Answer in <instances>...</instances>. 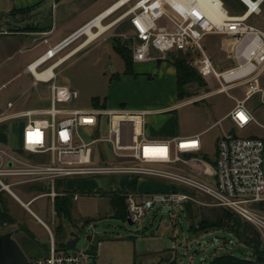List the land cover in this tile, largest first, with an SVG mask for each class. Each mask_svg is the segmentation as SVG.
Returning <instances> with one entry per match:
<instances>
[{"label": "built area", "instance_id": "built-area-1", "mask_svg": "<svg viewBox=\"0 0 264 264\" xmlns=\"http://www.w3.org/2000/svg\"><path fill=\"white\" fill-rule=\"evenodd\" d=\"M238 1L245 6L242 15H229L220 2L224 10L220 22L209 18L198 0H126L100 22L103 24L109 16L128 6L114 22L127 19L132 27V62L155 60L152 51L161 54L162 58L173 51L195 54L192 65L208 86L215 82L219 85L218 92L226 93L233 87H243V99L234 98L235 105L226 116L235 129L243 130L251 123L257 124L246 108V102L258 95L259 102L264 105V82L261 81L264 75V31L247 23L250 16L261 14L264 0ZM92 20L26 66L34 79V86L38 83L47 85L51 106L12 116L26 118L21 128L20 149L32 155L49 153L50 157L46 163L8 158L11 164L7 165L0 152V186L8 187L3 184L2 177L23 178L18 183L46 182L50 189L45 196L54 204L58 195L55 190L57 180L98 175H121L126 179L162 178L171 183L170 190L122 192L126 221L138 223L155 206L184 205L195 202L194 197L200 195L211 205L236 214L264 236V215L254 207L264 202L263 139L224 133L216 140L214 160L196 162L191 158L184 159L182 155L200 152L198 136L175 137L162 142L148 140L143 133L149 114L146 110L105 108L84 111L55 107L57 102L68 103L76 98L69 88L54 83V71L87 45L82 46L88 38L82 29ZM91 30L97 28L91 27ZM207 35L223 37L226 58L233 62L232 66L221 71L214 69L201 43ZM82 37L86 39L48 64ZM96 144L100 146L96 157L103 155L112 163H93V146ZM116 161L121 164H113ZM177 163L184 171H171L160 166ZM63 194L77 198L76 193ZM46 229L49 233L46 254L28 260V264H85V252L57 249L51 230Z\"/></svg>", "mask_w": 264, "mask_h": 264}, {"label": "rangeland", "instance_id": "rangeland-1", "mask_svg": "<svg viewBox=\"0 0 264 264\" xmlns=\"http://www.w3.org/2000/svg\"><path fill=\"white\" fill-rule=\"evenodd\" d=\"M114 1L63 0L61 5L54 10L53 17L49 10L44 25L48 27L54 25L55 34L60 35L64 30L81 25ZM220 2L229 15H242L245 12V6L238 0H220ZM126 9L128 6L109 16L103 24H111ZM30 19L29 12L0 14V85L3 84L0 88V110L2 116H13L26 110H44L51 106L47 86L45 84L33 86L32 77L22 72V67L40 55L47 45L41 44L35 38L33 41L29 36H11L30 29L28 26L33 23ZM247 23L264 31V2L261 5V14L250 16ZM132 35L133 30L124 20L119 26L108 28L58 66L54 71L56 74L54 83L59 87L69 88L75 93L76 98L68 103L57 102L55 107L89 111L93 108V98H98L102 102L107 93L112 90L110 86L113 76L118 74L121 77L125 67L120 55L112 48L111 40L114 36L124 40ZM55 37L57 39L58 36ZM85 39L82 37L73 42L62 54L74 49ZM201 43L207 57L212 59L216 71L232 66V62L226 58L223 37L218 35L204 37ZM152 54L162 57L155 51H152ZM171 54L183 56L181 52L173 51ZM187 88L192 96L181 100L176 99L177 106L171 109L172 112L164 115L167 117L165 120H168L167 132L172 131V133L184 135L207 129L214 123L216 124V121L232 108L234 98L243 99L244 97L243 87H233L228 93L218 92L219 85L215 82H210L209 86L207 84L203 87L192 85ZM122 89L124 94L128 93L125 89L133 93L138 92V88L133 85L122 86ZM150 91L155 99L165 96L156 87ZM7 103L13 104L14 107L11 110L8 109ZM247 106L252 109L257 124L251 123L244 130H237L235 133L243 138L257 137L264 140V105L259 102L257 95L247 102ZM129 108L128 101L118 107V109ZM25 121L24 117L12 119L10 125L12 141L5 155L3 151H0L2 159L4 162L8 158L24 162L29 160L48 162L49 153L32 155L18 149L21 142V128ZM212 127L200 136L201 154L199 157L205 156L209 161L214 160L217 137L229 133L232 126L228 120H224L216 124L214 128ZM99 147L98 144L93 146L95 155L93 163L95 165L112 163L108 162L103 155L101 158L96 157ZM113 164H121V162L116 161ZM160 166L167 170L180 171L181 164ZM17 178V182L23 179ZM142 178L143 182L134 187L128 186L127 179L121 175L72 177L63 180L65 185L67 182L70 184L69 191L77 194V198H72L70 220L53 217L52 203L45 196L37 197L30 205V210L49 226L57 249L63 250L65 248L63 245H66L70 239V234H76L78 241L75 244V250L85 252V264H209L221 253H231L237 256L249 255L250 251L247 247L225 229L215 228L196 233L190 230L191 224H196L201 218L214 219L218 211V208L211 205L204 196H195V202L187 205L155 206L142 220L131 225L122 217L116 216L115 211L110 207L111 192H160L161 185H167L171 189V183L168 180L153 177ZM21 184L20 187L25 194L19 196L24 202L43 191L41 189L43 182L33 186L30 183ZM254 207L263 214L264 202ZM14 215L17 218V225L8 229L9 232H13L12 238L25 257L31 260L34 257L45 255L49 246L48 231L29 212L20 207H16ZM59 222L62 224L61 229L57 228ZM88 236L92 238L90 241L86 239ZM214 240L216 242H213ZM92 253L94 255H90Z\"/></svg>", "mask_w": 264, "mask_h": 264}, {"label": "crops", "instance_id": "crops-1", "mask_svg": "<svg viewBox=\"0 0 264 264\" xmlns=\"http://www.w3.org/2000/svg\"><path fill=\"white\" fill-rule=\"evenodd\" d=\"M62 1L63 0H60V1H56V0H0V14L8 15L10 14L11 11L27 9L28 11L26 12H29L31 15L30 21L33 22L32 25H29L28 27L32 29L31 30L28 29L27 31H21V32L12 34L11 36H20V37L29 36L32 38L33 41L35 38V40L39 41L41 44L47 45L46 49L41 53L43 54L48 48L59 43L60 41L67 38L68 36H70L72 33H74L76 30H78L88 21L95 18L98 14L108 9L118 0H115L114 2L104 7L103 9L99 10L95 15H93L87 21L83 22L81 25L76 26L70 30L69 29L64 30L61 32L60 35H56L55 26L51 25L48 27V26H45L44 23L48 18L49 10L53 17L54 10L57 9L58 5H61ZM121 21H124V20L114 22L113 27L117 26L118 23ZM125 21H127V23L129 24V21L127 19H125ZM129 27L132 29L130 24H129ZM55 36H58L57 39H55L56 38ZM209 36H213V35H207L205 37H209ZM44 39H46V43L44 42ZM70 50H68L67 52H69ZM152 56L155 58V60H150L146 62H132L133 63L132 64L133 74L122 73L121 77H118L116 79L113 78L112 80L110 79L111 80L110 87H112V90L109 93H107L106 97H104L102 102L100 101L101 103H104L106 109L117 110L119 106H123L124 104H126V101H128V104H130V108L126 110H129V111L146 110L148 111L149 114L147 116L146 123L143 127V133L148 140L160 141V142L167 141L175 137L184 138V137H192V136H198L199 141H200V136L205 131H207L210 127L213 126L212 128H214L216 124H219L224 120H228L229 123L231 124L230 120L226 116L231 111V109L234 107L235 101H234L232 108L229 109L221 117L220 120H217L216 124L214 123L212 126H210L207 129H204L196 133L184 134V135H179L178 133H172V131L167 132L166 123L168 120L167 119L165 120V118L167 117H165L164 115L165 113L172 112L171 109L177 106L176 104V99H177L176 70L174 66L168 61V59H166L167 56H165V58L156 57L153 54ZM28 64L22 67V72L25 75H30L32 77V75L26 69V66ZM121 81L123 82L121 83ZM261 81L262 83L264 82V75L261 77ZM32 84L34 86V79H33ZM39 84H42V83H38L35 87H37ZM126 85H129V86L133 85L137 87L138 92L133 93L130 90L125 89V91H128V93L124 94V92L122 91L123 90L122 86H126ZM1 86H3V84L0 85V88ZM155 87L157 88L158 91H162L164 93L165 96L163 98H158V99L153 98L150 90ZM247 102L245 106L248 109V111L252 113V109L247 106ZM9 104L11 103H7V108L11 110L14 107V105L11 104V106H9ZM105 108H94L93 107L92 109H105ZM33 110H40V109H33ZM1 114L2 112L0 110V151H3L5 155L8 152L7 148L10 147L11 145L10 143L12 141L10 139L11 138L10 125H11L12 119L14 118L12 116H2ZM162 131H165V133H162ZM236 131L237 129H235L232 126L229 132L236 134L235 133ZM221 135H219L217 139ZM200 144H201V141H200ZM215 145H216V142H215ZM18 147H19L18 149H20V146ZM106 147H107V150H109V146H106ZM200 154H201V150L196 155H182V157L184 159H190V158L194 159L196 162L197 160L198 161L208 160V159L200 158L199 157ZM1 158H3L2 155H1ZM5 162L7 165L11 164V162L8 159ZM180 171H184V168L182 167V165L180 167ZM17 181H18L17 177H13V178L12 177H2L3 184L8 185V187L3 188L0 186V235L9 232L10 230L8 228L15 227L17 225V218H16V215H14L16 207H20L21 209H24L27 212H29L36 219V221L39 222L45 229L46 227L49 228V226L44 221H42L35 213H33L30 210V205L33 203V201L39 196H45V194L41 193L37 196L32 197L27 202H24L20 198L19 195L25 194V191L21 189L20 187V185L22 184L18 183ZM142 182H143V178L141 177L137 179L135 186ZM43 183L47 184L46 182H43ZM30 185L33 186V185H38V184L37 183L35 184V182H32V184L30 183ZM69 186L70 184H68V182L66 183V185L65 183L63 184L62 186L63 193L70 192ZM166 189L169 190L170 188L167 185L166 186L161 185V189H160L161 191H167ZM262 213L264 215V212ZM52 216L57 217L54 211L53 204H52ZM52 223H54V221H52ZM261 240H262V244L264 247V236L262 235H261Z\"/></svg>", "mask_w": 264, "mask_h": 264}, {"label": "trees", "instance_id": "trees-1", "mask_svg": "<svg viewBox=\"0 0 264 264\" xmlns=\"http://www.w3.org/2000/svg\"><path fill=\"white\" fill-rule=\"evenodd\" d=\"M60 1V0H56ZM27 9L11 11V13H25ZM122 24V21L117 26ZM32 29V28H30ZM112 48L120 55L124 62V74H133L132 59H131V38L122 40L121 38L114 36L111 40ZM193 54H183L182 57L169 53L167 55L168 61L174 66L176 70V92L177 99L181 100L184 97L192 96L191 91L188 90L189 86H205L204 80L201 78L197 70L192 65ZM119 75L115 74L113 78H118ZM112 79V78H111ZM92 104L94 108H105L104 103H101L98 98H93ZM204 159L205 156H201ZM127 184L130 187H134L136 184V178L127 179ZM63 180H57L55 184V190L58 195L54 198V211L58 218L61 220L71 219L72 198L68 194H63ZM42 194L49 192V184H44L41 188ZM186 202L184 205L190 204ZM110 207L115 211L116 216L126 219V204L125 199L122 196V192L110 193ZM215 207V206H214ZM218 208L214 219L201 218L196 224L190 225V230L194 233L199 231H205L208 229L221 228L232 233L239 242L247 247L250 251L248 256H237L231 253H221L216 256L209 264H264V247L259 232L252 227L246 221H243L239 216L231 211ZM88 222V221H85ZM58 229L62 228V224L59 222ZM65 246V245H63ZM91 251H94L91 249ZM92 255H94L92 253Z\"/></svg>", "mask_w": 264, "mask_h": 264}, {"label": "bare ground", "instance_id": "bare-ground-1", "mask_svg": "<svg viewBox=\"0 0 264 264\" xmlns=\"http://www.w3.org/2000/svg\"><path fill=\"white\" fill-rule=\"evenodd\" d=\"M124 1L126 0H118L116 3H114L112 6H110L108 9L104 10L100 14H98L87 26H85L82 29V32L84 34H87L88 38L83 42L82 46H85L86 44H89L91 41H93L95 38L100 36L104 31H106L108 28L113 26L114 21L111 24L104 25L100 22L102 18L107 17L110 12H112L115 8L120 6ZM203 10L206 12L207 16L215 21L220 22L224 17V10L221 8V4L219 0H198ZM91 27H96L97 30L92 31ZM37 76L40 77V75L37 73ZM6 188V187H4Z\"/></svg>", "mask_w": 264, "mask_h": 264}, {"label": "water", "instance_id": "water-1", "mask_svg": "<svg viewBox=\"0 0 264 264\" xmlns=\"http://www.w3.org/2000/svg\"><path fill=\"white\" fill-rule=\"evenodd\" d=\"M127 222L130 225L132 224L130 221ZM12 233L7 232L0 235V264H28V259L18 244L13 240ZM86 239L90 241L92 238L88 236ZM77 241V235L71 233L70 239L66 242L65 250L76 251L75 244ZM213 242H216V240Z\"/></svg>", "mask_w": 264, "mask_h": 264}, {"label": "snow or ice", "instance_id": "snow-or-ice-1", "mask_svg": "<svg viewBox=\"0 0 264 264\" xmlns=\"http://www.w3.org/2000/svg\"><path fill=\"white\" fill-rule=\"evenodd\" d=\"M241 118L243 119V116Z\"/></svg>", "mask_w": 264, "mask_h": 264}]
</instances>
